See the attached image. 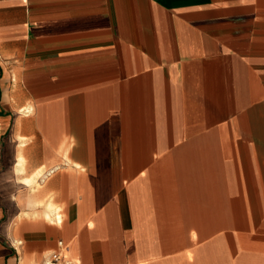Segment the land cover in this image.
I'll list each match as a JSON object with an SVG mask.
<instances>
[{
	"label": "crops",
	"instance_id": "obj_1",
	"mask_svg": "<svg viewBox=\"0 0 264 264\" xmlns=\"http://www.w3.org/2000/svg\"><path fill=\"white\" fill-rule=\"evenodd\" d=\"M53 252L264 264V0H0V264Z\"/></svg>",
	"mask_w": 264,
	"mask_h": 264
},
{
	"label": "built area",
	"instance_id": "obj_2",
	"mask_svg": "<svg viewBox=\"0 0 264 264\" xmlns=\"http://www.w3.org/2000/svg\"><path fill=\"white\" fill-rule=\"evenodd\" d=\"M59 245L62 249L66 248L63 241H60ZM45 264H69V263L65 260L63 254H61L60 252H53L49 255V259L45 262Z\"/></svg>",
	"mask_w": 264,
	"mask_h": 264
},
{
	"label": "bare ground",
	"instance_id": "obj_3",
	"mask_svg": "<svg viewBox=\"0 0 264 264\" xmlns=\"http://www.w3.org/2000/svg\"><path fill=\"white\" fill-rule=\"evenodd\" d=\"M19 163V162H18ZM36 174V173H35ZM43 177V176H42ZM27 180V179H26Z\"/></svg>",
	"mask_w": 264,
	"mask_h": 264
}]
</instances>
